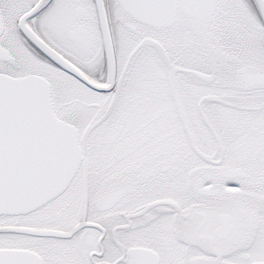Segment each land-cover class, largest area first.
I'll return each instance as SVG.
<instances>
[{
  "label": "snow or ice",
  "instance_id": "1",
  "mask_svg": "<svg viewBox=\"0 0 264 264\" xmlns=\"http://www.w3.org/2000/svg\"><path fill=\"white\" fill-rule=\"evenodd\" d=\"M0 264H264V0H0Z\"/></svg>",
  "mask_w": 264,
  "mask_h": 264
}]
</instances>
